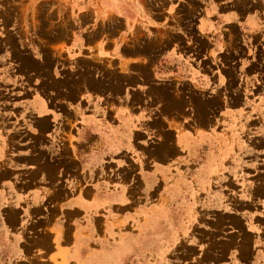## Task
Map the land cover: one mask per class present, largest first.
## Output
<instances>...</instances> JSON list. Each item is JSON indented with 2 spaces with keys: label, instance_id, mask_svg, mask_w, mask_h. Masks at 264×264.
Instances as JSON below:
<instances>
[{
  "label": "rangeland",
  "instance_id": "374dc122",
  "mask_svg": "<svg viewBox=\"0 0 264 264\" xmlns=\"http://www.w3.org/2000/svg\"><path fill=\"white\" fill-rule=\"evenodd\" d=\"M199 6L200 0H0V225L7 231L0 235V264H69L67 255L58 253L62 244L53 227L63 215L58 211L62 191L50 190L53 197L45 212L42 207L34 212L29 205L23 208L24 203L12 200L11 191L23 177V153L33 154L31 162L38 166L44 153L67 146L54 143L58 118L65 117L71 126L63 155L70 150L79 156L100 151L104 146L100 134L106 132L108 122L95 119L98 125L82 128L85 112L96 113L86 108L90 98L147 106L149 123L123 129L137 133L131 155L166 172L158 175L157 198L167 203L156 219L149 220L145 206L142 221L93 238L96 254L90 264H247L246 260L264 264L262 238L249 230L247 218L230 215L231 207L222 202L235 196L227 177L242 176L244 165L247 176L258 178L264 174V157H240L242 143L221 134L206 137L199 152L190 156L181 145V135L199 133L203 138V132L215 127L197 124L198 112H203L198 110L196 78L185 62L163 67L153 76L146 72L123 77L124 66L101 58L122 57L117 45L128 43L145 48L146 54L150 51L151 57L195 59ZM125 86L127 93H120ZM138 87L145 93L137 92ZM58 103L83 107L75 111L82 116L56 109ZM38 105L49 107L45 122L38 119L44 112L36 109ZM150 151L156 157L150 158ZM133 161L129 158V163ZM52 167L41 162L45 172H52ZM73 168L72 164L71 172ZM38 173L36 168L26 177L35 179ZM143 174L133 175L131 181L147 202ZM260 181L259 197L264 193V176ZM40 213L46 215L44 222L25 223ZM21 226L24 233H10ZM126 241L129 245L124 248Z\"/></svg>",
  "mask_w": 264,
  "mask_h": 264
},
{
  "label": "crops",
  "instance_id": "0c3cea01",
  "mask_svg": "<svg viewBox=\"0 0 264 264\" xmlns=\"http://www.w3.org/2000/svg\"><path fill=\"white\" fill-rule=\"evenodd\" d=\"M198 12V46L195 59L151 57L150 51L146 54L145 48L128 43L117 45L116 51L122 57L101 58L106 62H115L117 66H124L126 72L122 71L123 77H141L140 73L146 72L153 76L163 67L169 68L179 61L185 62L186 70H190V74L196 78L198 110L202 109L203 112H198L197 124L215 127L203 132V138L199 133L191 136L185 133L181 135V145L190 156L199 152V144L206 137L214 138L221 134L228 135L230 141L242 143L244 147L240 157H264V0H200ZM184 52L181 50V53ZM163 62H166V65ZM86 88L89 89V86L84 89ZM136 91L145 93V89L141 87L136 88ZM104 93L112 91L105 90ZM120 93H127V86ZM93 99L87 100L85 105L86 108L95 109L96 113L85 112L82 128L98 125L95 119L103 124L108 122V127H114L112 130L106 127V132L100 134L101 143L104 144L100 151H91L79 156L76 151L70 150L69 155H63V151L70 144L68 132L71 126L65 117L58 118L54 143L67 146L61 151L44 153L38 166L31 162L33 154L23 153L22 160L26 161L20 172V177H23L19 183H13L15 188L11 191L12 200L24 203L23 208L29 205L33 212L40 207L45 212V205L53 197L50 190L62 191L63 197L58 211L59 214L63 211V215L54 222L53 227L58 242L62 244L58 253L67 255L69 264H90L96 254L92 247L93 238L103 232L108 234L110 230L117 231L119 225L124 228L128 223L135 225L136 221H142L145 206L149 220L156 219L160 207L167 204L157 198V179L159 174H163L161 168L156 164L152 165L149 160H143L141 163L140 159L136 160L138 155H131L130 147L137 145L132 137L137 133L123 129L126 125L149 123V118L145 117L147 114L144 112L147 106L126 101ZM88 103L97 106L88 107ZM56 106V109L66 110L70 116H82V113L75 111L83 107L63 103ZM48 108L42 105L36 107L37 110L44 111L39 120L45 122V116L49 115L46 111ZM209 110L213 111L212 116ZM125 142L126 145L123 144ZM148 156L156 157V154L150 151ZM129 158L134 161L129 163ZM77 160L80 163L78 172L75 171ZM45 161L53 166L52 172H45L41 168V162ZM72 164L74 168L71 172ZM62 167L65 168L61 175ZM36 168L39 170L38 177L28 180L26 175L29 176ZM52 168L48 170L51 171ZM247 169V166L243 165L239 171L242 176L227 177L235 196H230L222 202L231 207L228 210L230 215L247 218L251 225L249 230L257 233L256 236H260L264 241V193H260L262 196L259 197L256 192L260 189V180L264 174L260 173L258 178H252L247 176ZM69 173L70 178L67 179ZM139 173L147 175V202L146 198L141 200V189L137 192L135 182L131 181L132 176H139ZM72 175L75 176L73 180ZM163 175L166 176V172ZM80 181L82 183H79ZM52 205L51 202L48 206L52 208ZM162 214L159 211V215ZM45 216L44 213L37 214L32 219L27 218L25 223L32 221V225L44 222ZM24 226L16 231L11 230L10 233H24ZM6 232L0 225V235ZM128 245V241L123 243L124 248ZM242 254L239 253V257L243 256ZM251 262L246 260L247 264Z\"/></svg>",
  "mask_w": 264,
  "mask_h": 264
},
{
  "label": "bare ground",
  "instance_id": "6f19581e",
  "mask_svg": "<svg viewBox=\"0 0 264 264\" xmlns=\"http://www.w3.org/2000/svg\"><path fill=\"white\" fill-rule=\"evenodd\" d=\"M86 260V259H85ZM116 261V260H115ZM98 263V262H97Z\"/></svg>",
  "mask_w": 264,
  "mask_h": 264
}]
</instances>
